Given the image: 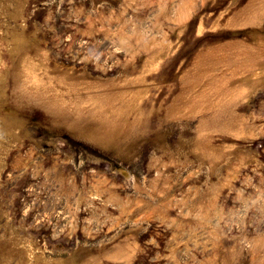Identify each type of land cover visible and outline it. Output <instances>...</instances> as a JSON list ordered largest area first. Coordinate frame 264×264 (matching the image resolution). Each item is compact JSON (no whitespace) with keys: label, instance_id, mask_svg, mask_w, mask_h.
<instances>
[{"label":"rangeland","instance_id":"1","mask_svg":"<svg viewBox=\"0 0 264 264\" xmlns=\"http://www.w3.org/2000/svg\"><path fill=\"white\" fill-rule=\"evenodd\" d=\"M0 264H264V0H0Z\"/></svg>","mask_w":264,"mask_h":264}]
</instances>
